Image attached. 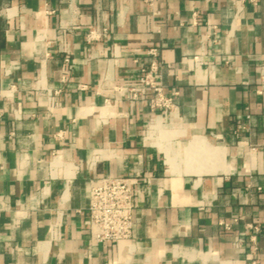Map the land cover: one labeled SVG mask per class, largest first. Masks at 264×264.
Masks as SVG:
<instances>
[{
    "label": "crops",
    "instance_id": "0c3cea01",
    "mask_svg": "<svg viewBox=\"0 0 264 264\" xmlns=\"http://www.w3.org/2000/svg\"><path fill=\"white\" fill-rule=\"evenodd\" d=\"M153 48L166 117L128 91ZM107 176L138 183L120 243ZM0 264H264V0H0Z\"/></svg>",
    "mask_w": 264,
    "mask_h": 264
},
{
    "label": "built area",
    "instance_id": "2783aa9c",
    "mask_svg": "<svg viewBox=\"0 0 264 264\" xmlns=\"http://www.w3.org/2000/svg\"><path fill=\"white\" fill-rule=\"evenodd\" d=\"M87 38L95 40L98 35L89 32ZM147 54L149 62L140 68L136 80L138 86L129 89V95L132 100H145L154 118L166 117L171 110L172 99L166 96L161 85L163 63L156 48L148 50ZM65 62L69 63V60L66 58ZM137 184L133 178L113 176L89 181L87 211L91 241L120 243L131 238Z\"/></svg>",
    "mask_w": 264,
    "mask_h": 264
}]
</instances>
